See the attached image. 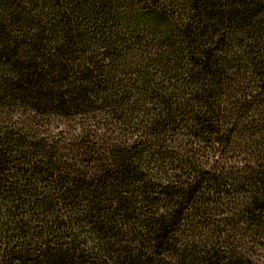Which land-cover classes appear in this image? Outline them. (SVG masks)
Masks as SVG:
<instances>
[{"label":"trees","instance_id":"16d2710c","mask_svg":"<svg viewBox=\"0 0 264 264\" xmlns=\"http://www.w3.org/2000/svg\"><path fill=\"white\" fill-rule=\"evenodd\" d=\"M0 264H264V0H0Z\"/></svg>","mask_w":264,"mask_h":264}]
</instances>
